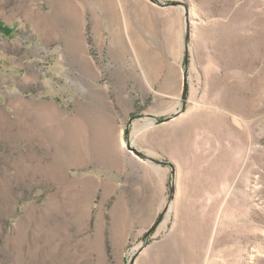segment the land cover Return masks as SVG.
<instances>
[{"label":"rangeland","instance_id":"rangeland-1","mask_svg":"<svg viewBox=\"0 0 264 264\" xmlns=\"http://www.w3.org/2000/svg\"><path fill=\"white\" fill-rule=\"evenodd\" d=\"M74 4L83 35H63ZM0 18L44 25L0 27V264H264V0H0Z\"/></svg>","mask_w":264,"mask_h":264},{"label":"crops","instance_id":"crops-1","mask_svg":"<svg viewBox=\"0 0 264 264\" xmlns=\"http://www.w3.org/2000/svg\"><path fill=\"white\" fill-rule=\"evenodd\" d=\"M77 8L79 7L76 4L70 6V10L68 11L70 21L67 25L62 24L63 35H69L67 34V32L73 35H83L82 25L86 24V21L83 19V16L79 12V10H77ZM36 16H38V14H36ZM2 22H4V26L7 29V34L5 35H44V25L42 21L40 22L39 20L33 21V23L31 24V29H27L26 24L20 21L18 22L16 19H12L11 21H5L0 18V27ZM96 23L99 24V21H97ZM9 29H12V32ZM0 35L3 34L0 32ZM176 120H178V118Z\"/></svg>","mask_w":264,"mask_h":264},{"label":"water","instance_id":"water-1","mask_svg":"<svg viewBox=\"0 0 264 264\" xmlns=\"http://www.w3.org/2000/svg\"><path fill=\"white\" fill-rule=\"evenodd\" d=\"M188 39V37H187ZM188 65V57H187V53H185V60H184V67H185V71L183 72V89H182V99H183V104L186 101V97H187V92H188V84H187V71H186V67ZM126 134H128V131H126ZM128 148L131 149L137 156L145 158L144 155H142L140 152H138L136 149L132 148L130 146V144H127ZM171 169V176H172V182H171V186H170V190H169V199L168 202L166 204V206L164 207L163 211L161 212V214L158 216V218L154 221V223L148 228L146 234L143 237V240H147L156 230V228L158 227V225L162 222L164 215L166 214V212L169 209V206L171 204V202L174 200V195L176 192V185H175V173H176V168L173 164L171 163H167Z\"/></svg>","mask_w":264,"mask_h":264}]
</instances>
